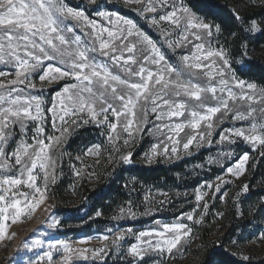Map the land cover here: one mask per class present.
<instances>
[{
    "label": "snow or ice",
    "instance_id": "snow-or-ice-1",
    "mask_svg": "<svg viewBox=\"0 0 264 264\" xmlns=\"http://www.w3.org/2000/svg\"><path fill=\"white\" fill-rule=\"evenodd\" d=\"M89 3L96 6L95 15L106 24L91 19L86 8L72 6L66 0H0V64L10 65L13 70L12 73L0 71V77L10 74L13 77L0 80V241L8 237L10 224L31 217L48 200L57 179L50 153L62 145L71 134L70 129L74 132L89 123L106 127L112 151L120 153L114 143L118 136L113 135L117 128L131 138L148 114H155L157 121H164L155 125L164 139L153 145L151 156L145 154L150 162L151 157L175 153L181 144V133L186 137L184 150L194 141L200 146L211 135L215 123L223 124L230 116L234 121L251 120V123L247 128L222 129L219 141L235 144L241 140L253 149H262L260 155L264 156V88L257 91V84L237 75L252 71L249 53L255 48L250 44L264 37V0H238L235 8L228 9L231 21H223V26L202 15L205 12L218 15L215 9L220 6L201 0H124L126 4L141 6L132 10L150 21L159 33L157 39L133 20L103 10L97 0ZM256 8L260 11H254ZM146 13L154 15L148 17ZM233 21L237 30L232 28ZM233 41H237L240 55L236 67L232 60ZM165 46L176 57L175 62L166 55ZM177 50H181L178 55ZM34 77L38 78L39 86ZM69 80L72 82L60 84ZM53 83L59 84L60 90L46 101L43 93ZM244 102H249L247 111L242 110ZM46 104L49 106L45 107ZM257 112L259 120L254 116ZM186 114V119H179ZM49 123L51 135L45 131ZM29 124L35 125L32 143L23 138L17 143L18 134L26 135ZM202 124L203 132L199 131ZM168 142L173 145L171 149ZM13 144L15 147H11ZM123 144L128 145L129 139ZM99 149L100 145H94L86 155L99 157ZM112 151L106 157L108 163L113 160ZM119 160L132 164V153L119 155ZM248 160L245 152L225 172L238 178L246 171ZM96 163L99 164V159ZM80 174L77 170L76 175ZM217 179L223 184L230 182L222 177ZM203 187L214 193L221 191V184ZM247 190L248 185H243V191ZM226 195V192L222 194ZM195 199L193 210L181 214L175 223H164L158 230L137 234L127 230L137 241L128 250L134 258L131 264H146L145 256L152 258L151 253L174 258V250L190 245L192 227L180 221L203 224L209 208L204 202L197 218L205 194L197 193ZM126 215L135 218L131 202L114 219ZM50 220L49 226L53 228L60 223L51 214ZM108 238L103 236L104 240ZM124 239L123 234L116 236V241ZM23 247L29 252L47 248L35 258L29 257L25 264L45 261L51 264L53 250L60 249L66 254L62 264L72 261V246L64 240L36 236ZM77 251L81 259L87 260L84 251L96 256L104 249ZM205 264H218L215 254Z\"/></svg>",
    "mask_w": 264,
    "mask_h": 264
},
{
    "label": "rangeland",
    "instance_id": "rangeland-1",
    "mask_svg": "<svg viewBox=\"0 0 264 264\" xmlns=\"http://www.w3.org/2000/svg\"><path fill=\"white\" fill-rule=\"evenodd\" d=\"M227 1L232 8L237 6L238 0ZM66 2L72 6L71 3H80L86 9L88 6L92 9V14H89L88 11L86 14L91 19L106 24V21L95 15L93 9L96 6L89 3V0H66ZM97 4H100L103 10H109L126 19L133 20L142 30V25L149 26L152 34L143 31L152 36L153 39L159 37L158 31L151 25L150 21L145 20L137 11L132 10L141 6L126 4L124 0H107V4L104 3V0H97ZM111 6H114L115 9L118 7L127 9L138 20L123 16L116 10H111ZM254 11L259 12L260 9L256 8ZM145 15L151 17L154 14L146 13ZM235 44L234 41L231 44L234 67L240 60L235 54ZM261 45H264V42L254 47V52L249 53L251 60L264 61V47H261ZM226 47L228 46L226 45ZM163 50L169 59H172L173 62L176 61V57L166 46ZM180 51L177 50V55ZM48 63L55 64L56 62L50 61ZM0 71L13 72L11 66L5 64H0ZM237 75L240 77L239 73ZM12 78L10 74L0 77V80H10ZM34 79H36L39 86L38 78L34 77ZM71 82L70 80L61 81L60 84ZM257 86V91L264 88L258 84ZM59 90V84L47 85V91L43 93L45 100L50 101L54 93ZM248 103L244 102L243 111H247ZM48 106V104L45 105V107ZM252 106L260 107L259 104H253ZM254 116L259 120L260 113L257 112ZM186 118L187 114L179 119L184 120ZM109 119L111 120L112 117L110 116ZM173 120H176V118H173ZM163 122L157 121L155 114L149 113L146 121L139 125L138 130L133 131L131 138L118 127L113 135L118 136L114 143L116 147L120 148V153L112 151L113 144L107 139L109 130L106 127H98L93 123H89L77 128L74 132L70 129L71 134L63 141L62 145L53 149L50 153L55 161L54 171L57 179L55 185L51 186L48 200L40 205L31 217L22 218L17 223L10 224L8 237L0 241V264H25L29 257L35 258L37 253L42 254L43 251H46V247L45 249H37L35 252L24 249V243H31L36 236H40L45 240H64L68 242L73 249L71 264H131L134 258L128 254V250L130 245L137 241L135 235H130L127 230L131 229L133 234H137L140 231L158 230L164 223L177 222V218L181 214L191 212L196 206L195 197L197 193L205 194V200L200 202L201 207L197 210V218L200 211H202L204 202L209 204V208L203 224H194L186 219L180 221L192 227L190 245L181 247L179 251L174 250V258H170L168 255L160 257L154 253L150 254L152 258L146 255V264H154V262H159V264H200L201 247L210 249V251L217 247L224 248L242 264H264V239L261 238L264 235V198L247 203L248 213L244 220L238 221L234 218L236 205L241 202L242 198L244 199L247 193V191H243V185H248L251 180L253 167L262 149H253L251 145L241 140H237L235 144L219 141L222 129L241 126L247 128L251 120L234 121L228 116L223 124H219L215 123L214 118V129L210 136H206L200 142V146H197V141H194L188 150H184L182 144L185 142L186 137L184 133H181V144L177 146L175 153L170 152L168 155L161 154L151 157L149 162L145 154L148 153L151 156L153 145L160 144L164 139L155 128L156 124ZM34 129L35 125L29 124L27 134H18L16 142L19 143V139L23 138L28 143H32L31 137L35 134ZM45 131L46 134H52L50 123L45 126ZM199 131H204L203 124ZM185 132H189V129H185ZM125 139H129L128 145L123 144ZM94 145H100L99 157L95 154L86 155V152ZM168 146L171 149L173 145L168 142ZM11 147H15V144ZM11 147L8 149L9 151ZM162 147L163 145H161ZM110 151H112L113 160L108 163L106 157ZM127 152L132 153V164H123L119 160V155ZM245 152L248 153L249 160L246 162L244 174L238 178L227 174L225 169L234 166L238 158ZM77 157L80 159L77 160ZM97 159H99V164L96 163ZM180 163H183V174L177 175V178L169 183L138 185L132 178L125 176L122 187L129 193V199L126 202L114 201L108 207L107 212H102L101 209L96 210L91 217L83 222H77V219L71 218L73 214L71 211L81 206L88 194L105 187L111 180L115 179L119 168L134 166L145 168L171 167ZM77 170L81 173L79 176L76 175ZM217 177H222L223 180L230 182L223 184ZM213 183L221 184L220 193H214L213 190L203 187L205 184ZM224 192L227 193L226 196H222ZM160 193L166 195H160ZM145 196L148 197V200H145ZM210 197L213 198L210 199ZM161 201L164 202L161 203ZM129 202H131V211L135 213V218L126 215L124 218L114 219L121 208H128ZM97 212H100L101 215L98 216ZM81 213L84 215L85 211ZM50 214L59 220L60 223L57 227L49 226L51 223ZM82 215L80 217H83ZM232 232L234 234H231ZM119 234H123L125 239L116 241V236ZM205 234L207 235L204 236ZM105 235L109 237L108 240L103 239ZM82 240L85 242L81 243ZM113 241H116V243L114 244ZM57 247L59 248V246ZM92 249H104V251L96 256H93L91 251H84L83 254L88 256L87 260L81 259L80 252L77 251ZM64 255L66 254L62 249L59 251L53 250L51 264H62ZM243 256H249L250 259L245 261L242 258ZM43 264H47V261Z\"/></svg>",
    "mask_w": 264,
    "mask_h": 264
},
{
    "label": "trees",
    "instance_id": "trees-1",
    "mask_svg": "<svg viewBox=\"0 0 264 264\" xmlns=\"http://www.w3.org/2000/svg\"><path fill=\"white\" fill-rule=\"evenodd\" d=\"M202 3H210L219 5L218 9L215 11L218 12V15L213 16L209 12L202 13L208 20H213L216 23H221L223 26V21L229 20L231 21V13L229 12V8H232L227 0H201ZM73 6L80 5V3H71ZM111 10H116L120 14L126 17L135 18L137 17L130 11L125 8H116L114 6L110 7ZM87 11L89 14H92V9L87 6ZM138 20V19H137ZM143 30L148 33L150 32V27L147 25H142ZM233 30H237L235 28V22H232ZM152 34V33H151ZM226 34V33H225ZM236 44L234 46L235 54L240 59V55L238 50H236L237 41H234ZM264 42V37L259 38V40L255 41L253 44H250V47H256L258 44ZM252 71L249 73H239L240 77L247 81H252L257 83L258 85L264 87V61L259 59H252ZM184 172L183 163L165 167V166H156L153 168H145V167H122L119 168L116 172V178L111 180L105 187L97 189V191L91 192L87 195V197L83 200V204L79 207H76L73 211H71L72 219H77V222L86 221L89 217L94 214L96 210H100L102 212H107L108 207L114 201L126 202L129 199V193L125 188H123L124 178L125 176H129L132 180L136 181L138 185L150 184V183H169L174 178L176 179L177 175H182ZM182 179V178H181ZM180 180V179H177ZM261 183V184H260ZM257 187L255 188V186ZM244 197V196H243ZM246 197V199H245ZM244 199L242 198L241 202L236 205V209H234V218L238 221L244 220L247 216V203L254 202L256 200H261L264 198V156L257 157L256 164L253 167L252 178L248 183V190ZM71 210V209H70ZM85 211L84 215L81 212ZM83 217H80V216ZM231 234H234L232 232ZM205 234L204 236H206ZM203 236V237H204ZM226 237V236H225ZM215 254V259L218 264H242L235 257L230 255L224 248L217 247L210 251V249H206L201 247L200 252V264H205L209 256Z\"/></svg>",
    "mask_w": 264,
    "mask_h": 264
}]
</instances>
